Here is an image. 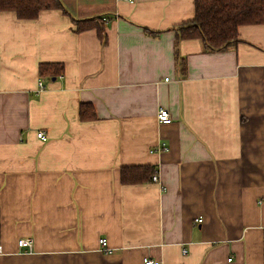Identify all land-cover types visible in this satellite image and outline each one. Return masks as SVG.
Masks as SVG:
<instances>
[{
    "label": "crops",
    "instance_id": "0c3cea01",
    "mask_svg": "<svg viewBox=\"0 0 264 264\" xmlns=\"http://www.w3.org/2000/svg\"><path fill=\"white\" fill-rule=\"evenodd\" d=\"M60 1L0 11V264H264V25L207 51L179 36L195 0Z\"/></svg>",
    "mask_w": 264,
    "mask_h": 264
},
{
    "label": "trees",
    "instance_id": "16d2710c",
    "mask_svg": "<svg viewBox=\"0 0 264 264\" xmlns=\"http://www.w3.org/2000/svg\"><path fill=\"white\" fill-rule=\"evenodd\" d=\"M65 8L60 0H0V11H13L20 18H37L42 10ZM76 31L96 27L103 34L101 17L75 20ZM264 25V0H195L194 18L180 27V38H200L207 51L228 49L235 44L243 26ZM41 75H58L64 71L61 63H42ZM83 120L95 119L96 112L90 103H82ZM156 169L151 166L122 168L124 183H141L152 180Z\"/></svg>",
    "mask_w": 264,
    "mask_h": 264
},
{
    "label": "built area",
    "instance_id": "2783aa9c",
    "mask_svg": "<svg viewBox=\"0 0 264 264\" xmlns=\"http://www.w3.org/2000/svg\"><path fill=\"white\" fill-rule=\"evenodd\" d=\"M127 1L133 3L135 0H127ZM102 20L107 21V17H105V16L102 17ZM39 86H40L41 89L44 88L45 84H44L43 80L39 81ZM157 117H158V120L160 122H162V123L168 124V123H171L173 121L170 112L164 107H161L158 110ZM37 136L40 139H42L43 141H47L48 140V136H47V134H46V132L44 130L38 131L37 132ZM153 179L156 182H160L159 174L156 173L153 176ZM196 221L201 222L202 218H198ZM18 246L22 247V248H25L27 251H32L33 250V246H34V240L31 237L20 238L18 240ZM99 247H100V250L102 252L106 253V254H110V253L113 252V248L109 245V241H108L107 237H100L99 238ZM184 252L186 253L187 250L185 249ZM144 264H161V262L158 261V260H153L151 258H144Z\"/></svg>",
    "mask_w": 264,
    "mask_h": 264
},
{
    "label": "bare ground",
    "instance_id": "6f19581e",
    "mask_svg": "<svg viewBox=\"0 0 264 264\" xmlns=\"http://www.w3.org/2000/svg\"><path fill=\"white\" fill-rule=\"evenodd\" d=\"M156 173H157V172H156ZM156 173H154L153 176H154ZM152 180L155 181V180L153 179V177H152ZM155 182H156V181H155Z\"/></svg>",
    "mask_w": 264,
    "mask_h": 264
}]
</instances>
